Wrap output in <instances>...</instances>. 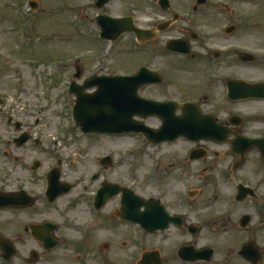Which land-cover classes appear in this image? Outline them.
I'll list each match as a JSON object with an SVG mask.
<instances>
[{
    "label": "rangeland",
    "instance_id": "1",
    "mask_svg": "<svg viewBox=\"0 0 264 264\" xmlns=\"http://www.w3.org/2000/svg\"><path fill=\"white\" fill-rule=\"evenodd\" d=\"M174 1L180 3L193 0ZM210 1L218 3L223 0ZM147 2L148 0H111L101 14L122 16L134 14L136 10L138 18L140 17L138 23L142 25L143 15L148 10L146 6H150ZM33 3L38 4V9H32ZM95 5L96 0H0V99L3 101L0 104L3 106L0 112V140L4 143L11 141L16 134L14 123L19 124L25 132L29 130L51 148L48 149L44 144L30 143L28 146L36 147L41 154L53 158L51 164L56 163L57 157L62 158L65 176L76 179V182L84 175L94 172L99 173L101 179L111 183L132 187L135 192L145 197H157L171 191L180 194L183 190L182 184L190 174L189 167L186 166L185 170L174 167L171 174H167L166 169L170 161L182 163L180 159L178 161L175 158V152L185 151L187 145L184 142L172 148H160L147 143L138 134L89 138L80 132L74 122L72 105L69 103L71 99L65 87L74 79L76 65L83 69L82 78L88 77L101 69V63L94 60L96 54L101 51V58L106 54L102 50L107 46L105 47L98 37L100 29L95 19L99 10ZM235 6L238 15L251 18L254 22L252 27L246 30L249 34H242L243 49L254 48L256 50L253 53L262 58L256 66L240 65L248 69L242 68L241 73L251 80H263L264 0H241ZM192 17L190 14L186 16L189 19ZM211 32L218 35L216 49H224V45L235 42L224 39V35L219 31ZM138 61L140 59L136 61L135 57L119 59L112 52L105 63L111 73L122 75L123 72L136 70L135 62ZM56 76L59 81L55 83ZM48 88L50 99L44 97ZM241 112L248 119L254 120L252 133L261 134L264 130V102L247 103L241 106ZM9 119H12V125L8 124ZM147 123L149 126L156 125L154 120ZM1 147L7 149L9 145L6 147V144H3ZM10 149L13 152L12 147ZM106 157L112 158L111 166L100 165V160ZM3 163L4 161L0 166ZM3 167L7 171L5 173L3 168H0V172L5 176L3 180L11 184L14 179L13 166L11 168V163L5 162ZM255 183L258 184V193L264 194V175L257 178ZM97 186L98 183L94 182L91 191L94 192ZM189 188L195 192L192 201H197L192 218L207 226L204 234L196 238V245L213 248L216 263L239 262L233 254L250 241L253 233L243 231V228L239 227L242 217L247 213L232 208L236 195L233 183H224L218 176H215L212 182L202 181L196 176L195 180H190ZM118 205V199L113 200L106 210L100 212V216L111 214L118 209ZM89 211L88 206L84 205L70 214L73 221L91 222L94 217ZM3 217L11 219L12 215ZM54 217H58L55 212ZM252 219L248 229L252 231L253 224L254 229L262 226L257 236L263 238L260 246L264 253V225L259 220ZM19 225L20 221L16 227ZM230 226L233 229L222 228ZM83 229L86 231L64 229L61 232L60 237L72 238L75 246L57 251L52 256L53 264H107L101 258L107 259L109 264H135L144 251V246L140 241L137 242L131 228L126 227L122 232L119 229L101 230L93 238L89 233L95 229L94 226L90 230ZM115 235L119 241H127L131 237L135 242L131 240L127 242V246L115 247L111 243V238ZM149 239L152 240L149 241L147 250L162 248L163 253L167 254L171 251V245L164 244L161 247L159 240ZM24 240L25 243L20 245V249L27 255L31 251V238L27 236ZM103 242L109 244L108 250L98 247L103 246ZM97 249L101 250L100 257ZM172 257L176 255L173 254ZM18 263L21 264L20 261Z\"/></svg>",
    "mask_w": 264,
    "mask_h": 264
},
{
    "label": "flooded vegetation",
    "instance_id": "2",
    "mask_svg": "<svg viewBox=\"0 0 264 264\" xmlns=\"http://www.w3.org/2000/svg\"><path fill=\"white\" fill-rule=\"evenodd\" d=\"M240 1H226L215 8L212 5L217 4L213 2L198 5V0L180 3L172 1L170 8L163 9L160 0H155L152 5L148 0L147 4L150 6H146L148 10L143 15L144 22L142 25L139 24L144 30L145 37L144 41L140 43L142 51L136 58L140 59L142 64L132 72L122 73V75H133L142 67L148 68L159 75L163 82L143 86L139 90V94L143 98L161 103L177 102L183 105L190 103L194 109L196 108L202 115L214 120L218 126L226 128V132L229 133L224 142L205 140L195 143L185 139L178 140L184 142L187 148L180 153L175 152V158L178 161L180 159L182 163L170 161L168 172L171 174L174 166L179 168L188 165L190 169L189 178L187 182L182 184V193L178 194L177 191H171L168 194L162 193L155 198L168 212L170 218L178 217L177 223L170 222L165 230L147 233L140 225L128 223L117 217V214H121L120 212L113 211L111 214L100 216V212L106 210L113 200L106 202L99 208L96 206L95 197L101 186L109 181L100 179L99 173L94 172L84 175L78 182H76V179L66 177L62 167V158L57 157L55 159L56 163L51 164L50 161L53 158L41 154L38 148L28 145L30 143L44 144L48 149L50 146L31 134L29 130L25 132L21 125L16 124V134L12 140L6 141V143L0 140V148L3 144H6V147L9 145L7 150L13 158L11 168L13 166L12 175L14 174V179L9 184L4 182L3 177L5 178V176L0 172V193L14 194L16 205L13 209L0 210V239L7 241L16 250V256L11 258L8 263L5 262L6 264H19L18 261L21 264H53L52 256L57 251L75 246L72 238L60 237L64 229L86 231L83 228L90 230L93 226L96 230L94 229L89 233L92 238L96 237L101 230L119 229L122 232L126 227L131 228L134 230L137 242L140 241L144 246V251L147 250L148 243L152 240L149 238L159 240L161 247L164 244L171 245V251L168 254L163 253L162 248L161 250L155 249L162 256L161 261L163 262L159 264H223L216 263L214 258L210 261L197 262L186 260L178 256V250L184 247L199 246L196 245V238H200L205 232L206 224L197 222L192 218L197 201H192L195 194L189 193V181L194 178L196 166L199 167L204 181L212 182L215 180V176H218L219 180L224 183H233L236 186L245 185L249 188L256 187L257 190L258 184L255 181L261 175H264V159L261 158L258 150H250L243 157L238 155L237 147H233L238 138L249 140L264 138V130L261 134L252 133L254 120L248 119L241 112V106L257 100H240L233 97V94H235L233 86L238 82H260V80L255 81L244 77L245 74L241 73V70L242 68L248 69L240 65L246 62L245 59H250L246 63H256L262 59L253 54L256 50L254 48L250 49L251 52H247V54H250L249 57L245 56L246 52L243 50L244 36L242 34L248 35L249 33H246V30L252 27L254 22L251 18L235 15L234 7L230 4L236 5ZM151 9L156 12L153 13ZM217 9L221 10L219 18L216 15L213 16ZM175 10H178L183 17H179ZM187 14L193 17L191 19L186 18ZM161 29L164 30L161 31ZM211 31L215 33L219 31L220 34L224 35V39L234 40L235 42H232L228 47L233 49L228 50L225 45L223 50H217L215 43L218 35ZM130 38L132 42L137 43L133 35H130ZM169 45L177 46L183 50L179 53L169 52ZM185 49H188V52H185ZM117 57L119 59L126 58L123 56ZM102 65V70L107 72L97 70L88 77L115 75L106 69L105 61H102ZM80 68L82 69V67ZM157 75H150V78H155ZM183 75L187 77H181ZM72 81L73 79L70 83ZM2 102L0 99V104ZM182 114V110L178 109L176 111L177 116ZM156 121L157 128H160L163 124L162 121L158 118H156ZM17 133L20 134L17 135ZM173 145L164 143L159 147L172 148ZM10 147H12L13 152ZM2 158L0 156V162H3ZM0 168H3V172H7L3 166H0ZM52 172L58 173L60 177L52 178ZM91 181L98 183L94 192L91 191L93 186ZM49 187L51 189H48ZM64 188L67 193L59 197V193ZM139 196L143 202L149 199L153 200V198L148 199L143 195ZM52 197H55L53 203H51ZM242 197L245 200L235 202L238 205L236 209L246 212L250 221L247 225L240 221L239 227L243 228V231L253 233L247 244L253 242L261 251V258L255 264H264V253L260 246V243H263V238L257 236L262 226H257L254 229L253 224V230L248 229L252 224V218L259 220L264 225V194H255L252 198L247 193ZM119 199L118 206L121 209V197ZM65 202L66 204H64ZM84 205L88 206L89 213L94 217V220L91 222L73 221L70 213L82 208ZM141 211H146L145 204L141 205ZM54 212L57 213L58 217L53 218ZM7 213L12 215V219L6 218V220H3L4 214ZM19 221L20 225L16 227ZM51 226L56 228L52 236L49 230ZM222 228L233 229L231 226ZM33 229L37 230L34 231ZM194 230L197 231V234H194ZM47 234H50V239L59 244L53 250L46 248L45 243L37 238L41 235L47 236ZM27 236L31 238V242H29L31 251L26 255L21 251L20 245L25 243L24 237ZM117 239L116 235L111 238V243L115 247L117 245L127 246V242L134 240L131 237L127 241ZM103 243V246L98 245V247L102 250H108L110 248L109 244ZM97 250L99 253L100 250ZM1 253L0 250V255ZM173 254L176 257H172ZM233 255L235 260H239L235 264H253L244 260L238 251Z\"/></svg>",
    "mask_w": 264,
    "mask_h": 264
},
{
    "label": "water",
    "instance_id": "3",
    "mask_svg": "<svg viewBox=\"0 0 264 264\" xmlns=\"http://www.w3.org/2000/svg\"><path fill=\"white\" fill-rule=\"evenodd\" d=\"M108 2L109 0H98L99 8H102ZM126 21L127 20L124 19L114 20L111 18L103 17L101 19V23H102L101 25L103 27V35L107 38L108 35L114 32V30H118L119 31L118 35L112 37V39L115 40L116 38L119 37V35L122 32L127 30L129 24L127 25V23H125ZM125 25H127L126 29H124ZM138 33L139 31L137 30V34ZM88 82L89 81H87L85 84H88ZM128 84L129 83L124 84L122 90H125V87L127 88ZM93 86L94 85H89V86L84 85L83 87L78 88V90H75L74 92L76 93L77 96L76 105L74 107V116L77 124L82 128L83 131L85 132L94 131L98 133H102V132L125 133L130 131L133 132L143 131V133L155 144L161 143L165 140H170V141L175 140L180 136H182L183 134H185L184 136H186L189 139L194 138L193 131L189 129H184L182 127L179 128L180 133L174 131L175 135H172V132L166 131L169 129L168 127L164 128V132H157V131L149 130L144 126H141V123H135L132 120H129L128 117L132 118L131 115H128V111L131 110L130 108L134 107L137 110H140L142 108V104L138 102L135 103L124 102L122 109H119V102L113 103L105 95H102V92H99L98 94L96 93L93 97L85 95L84 90L87 88H91ZM241 87H242L241 88L242 96L264 98V84L254 85V86L243 84ZM148 104L150 105L148 107L152 110L153 114H156V106L150 103ZM121 111L123 112L120 113ZM175 130L177 131L178 129L176 128ZM103 196L107 197L109 195L107 193V194H103ZM123 211L124 213H126V218L140 220V214H138L136 210L130 209L129 206L126 207L125 205ZM247 249L249 250V247ZM202 253H210L211 255L212 251L204 250ZM153 256L156 255L146 254L144 258L149 259L152 258ZM153 262L154 261H152L151 263Z\"/></svg>",
    "mask_w": 264,
    "mask_h": 264
},
{
    "label": "bare ground",
    "instance_id": "4",
    "mask_svg": "<svg viewBox=\"0 0 264 264\" xmlns=\"http://www.w3.org/2000/svg\"><path fill=\"white\" fill-rule=\"evenodd\" d=\"M253 104H261V103L254 102Z\"/></svg>",
    "mask_w": 264,
    "mask_h": 264
}]
</instances>
